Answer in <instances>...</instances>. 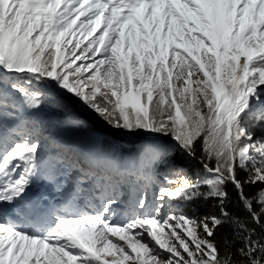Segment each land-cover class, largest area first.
I'll return each mask as SVG.
<instances>
[{"label":"snow or ice","instance_id":"obj_1","mask_svg":"<svg viewBox=\"0 0 264 264\" xmlns=\"http://www.w3.org/2000/svg\"><path fill=\"white\" fill-rule=\"evenodd\" d=\"M0 264H264V0H0Z\"/></svg>","mask_w":264,"mask_h":264},{"label":"trees","instance_id":"obj_2","mask_svg":"<svg viewBox=\"0 0 264 264\" xmlns=\"http://www.w3.org/2000/svg\"><path fill=\"white\" fill-rule=\"evenodd\" d=\"M197 169L196 168H193L192 171H196ZM203 207V206H201ZM197 215H199L200 213H196Z\"/></svg>","mask_w":264,"mask_h":264},{"label":"rangeland","instance_id":"obj_3","mask_svg":"<svg viewBox=\"0 0 264 264\" xmlns=\"http://www.w3.org/2000/svg\"><path fill=\"white\" fill-rule=\"evenodd\" d=\"M79 106L77 105V108H78Z\"/></svg>","mask_w":264,"mask_h":264}]
</instances>
